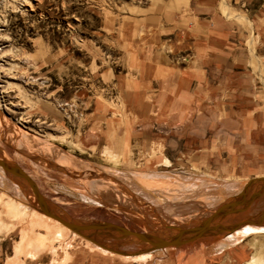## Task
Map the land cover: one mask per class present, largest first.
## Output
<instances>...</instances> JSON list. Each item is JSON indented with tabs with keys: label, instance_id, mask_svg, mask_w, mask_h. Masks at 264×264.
<instances>
[{
	"label": "rangeland",
	"instance_id": "rangeland-1",
	"mask_svg": "<svg viewBox=\"0 0 264 264\" xmlns=\"http://www.w3.org/2000/svg\"><path fill=\"white\" fill-rule=\"evenodd\" d=\"M5 1L9 8L12 0ZM31 1L36 11L18 6L7 9V21L0 20V100L5 104L0 157L25 169L58 214L156 231L199 222L249 179L264 176L263 151L246 154L247 161L262 165L228 174L195 162H171L186 155L152 142L136 143L138 129L158 127L142 121V111L154 113L142 108L136 92L142 88L138 80L158 75L160 54L176 71L189 63L186 34L208 9L237 30L253 32L259 22L264 28V0ZM247 41L264 48L259 38ZM143 59L151 64L144 70ZM258 59L256 87L264 102V55ZM151 99L148 95L144 102L151 105ZM254 138L264 145V136ZM9 177L1 166L0 201L17 200L27 210L16 216L0 202V264L12 258L15 264H180V253L213 250L205 260L194 255L189 264H254L264 255V233H255L185 253L167 248L146 258H122L71 231L56 236L55 226L41 227L46 224L33 214L41 210L29 185L26 194L34 197L24 196L19 182ZM26 233L27 242L16 253Z\"/></svg>",
	"mask_w": 264,
	"mask_h": 264
},
{
	"label": "crops",
	"instance_id": "crops-1",
	"mask_svg": "<svg viewBox=\"0 0 264 264\" xmlns=\"http://www.w3.org/2000/svg\"><path fill=\"white\" fill-rule=\"evenodd\" d=\"M200 16L195 30L186 34L189 63L176 71L170 58L160 54L158 75L138 80L142 88L137 99L142 97V108L154 113L142 111L140 117L158 127L138 129L136 143L184 152V159H168L186 166L195 162L228 174L247 172L263 163L247 161L251 158L247 152H264L263 143L254 138L264 136V102L256 87L264 48L250 47L247 40L259 38L264 44V28L259 22L253 32L237 30L221 13L209 9ZM148 65L143 59L142 69ZM148 95L151 105L144 102Z\"/></svg>",
	"mask_w": 264,
	"mask_h": 264
},
{
	"label": "water",
	"instance_id": "water-1",
	"mask_svg": "<svg viewBox=\"0 0 264 264\" xmlns=\"http://www.w3.org/2000/svg\"><path fill=\"white\" fill-rule=\"evenodd\" d=\"M1 158L0 166L6 172L23 179L29 185L41 212L59 220L102 248L118 254L149 253L179 247L204 237L216 238L246 224L264 225V176L249 179L238 193L220 203L199 222L165 225L156 231H138L112 221H76L58 214L55 204L41 192L25 169L18 163Z\"/></svg>",
	"mask_w": 264,
	"mask_h": 264
},
{
	"label": "bare ground",
	"instance_id": "bare-ground-1",
	"mask_svg": "<svg viewBox=\"0 0 264 264\" xmlns=\"http://www.w3.org/2000/svg\"><path fill=\"white\" fill-rule=\"evenodd\" d=\"M41 1V0H39ZM7 2L4 0L2 2V0H0V6L1 7H4V9H0V20L5 22L7 21V17L9 16V13H8V10L7 9H10L12 11H15L18 6H20V8H22L23 11H36V4H34L31 0H12V2L10 3V7L7 8ZM25 6H27L28 8H24ZM24 8V9H23ZM72 32V31H71ZM73 33V32H72ZM74 34V33H73ZM17 64V63H16ZM13 67V66H12ZM9 69V68H8ZM12 72V71H11ZM15 72V71H14ZM9 86V85H8ZM10 86H11V82H10ZM20 94V93H19ZM5 104L2 103V101L0 100V113H3L1 108L5 107L4 106ZM7 107V106H6ZM15 131V130H14ZM17 132V131H16ZM15 133V132H14ZM12 135V134H11ZM10 135V137H12ZM18 136V135H17ZM35 138V137H34ZM14 139V138H13ZM17 139V138H15ZM42 142V141H41ZM39 144V143H38ZM1 147V146H0ZM34 148V147H33ZM2 149V148H0ZM3 150V149H2ZM42 152V151H41ZM45 153V152H44ZM39 155V154H38ZM1 159H5V160H9L8 162H13V161H10V159L8 158H1ZM1 167V166H0ZM4 170V169H3ZM10 177H13V179H15L16 181L19 182L16 183L14 180H12L10 177V179L19 185V188L21 189L22 193L24 194V196L28 195V196H32L34 197L33 195H29V194H26V193H29V191L26 189V186H27V183L23 180V179H20V178H17L15 175H12V174H9ZM28 187V186H27ZM98 188V187H97ZM102 191V190H101ZM238 193V192H237ZM236 194V193H235ZM12 200V199H10ZM2 202L3 204V207L6 209V212H11L13 214H15L16 216H21L23 215L27 209H23L21 206L22 202L20 201H17V200H14V201H5L4 198L2 197V200L0 201ZM223 202V201H222ZM221 202V203H222ZM100 203V202H99ZM25 208L27 206H24ZM33 214L34 216H38L40 218V220L43 222H45L46 225L41 224V227H45L47 230H50L49 229V225H53L55 226L57 229L55 231V235L58 236L60 234L61 231H71L73 232V234L75 235H79V236H82L80 235L79 233L73 231L71 228H69L68 226H66L65 224H63L62 222H60L59 220L51 217V216H48L42 212H39L35 209H33ZM38 220V218H37ZM170 225V224H169ZM45 229V230H46ZM28 233V232H27ZM26 234H23L22 235V240L18 243V245H16L15 247V251L16 253H19L20 250L23 249V246H25V241L27 240L28 238V235ZM255 233H264V225H253V224H246L242 227H240L239 229L235 230V231H232V232H228V233H225L223 235H220L216 238H208V237H204V238H200L199 240H196L194 242H191V243H186L182 246H179L178 247H168V248H177L180 252H186L187 250H197V249H201L203 248L204 246H209L211 241H217V245L218 246H222L226 241H230V242H233V241H237L238 238L242 237L243 236H246V235H250V234H255ZM83 237V236H82ZM85 239V237H84ZM86 240V239H85ZM37 241V240H36ZM86 241H88L90 244L89 245H93L94 243H92L91 240L87 239ZM27 242V241H26ZM39 242V241H38ZM35 243V242H34ZM27 244V243H26ZM28 245V244H27ZM31 245V243H30ZM91 245V246H92ZM93 246H97L99 248H102L101 246L97 245V244H94ZM96 247V248H97ZM189 248H195V249H189ZM104 249V248H102ZM167 249V248H165ZM107 251V249H104ZM161 250H164V249H161ZM214 251V250H213ZM213 251H209L207 252L208 254L212 253ZM112 252V251H111ZM179 252V253H180ZM184 252V253H185ZM188 252V251H187ZM193 253L192 251H189V253ZM203 252V251H202ZM115 253V252H114ZM152 252H149V253H142V254H136V255H123V254H118L119 256H121L123 258L124 257H127V258H146L148 255H150ZM190 253V254H191ZM207 253H205L203 255V253L201 252H195L194 254H185V255H181V253L179 254L180 257H182L178 262H180V264H189L191 263L190 261H192L191 259L194 258V255L197 256L198 258H200L201 260H205L204 257H207ZM16 255V254H15ZM209 256V255H208ZM193 257V258H192ZM197 258V259H198ZM195 261V260H194ZM16 263V260L15 259H10V260H7L6 264H15ZM254 264H264V255L263 253H261V255H259L255 261L253 262ZM195 264V262H194ZM199 264V263H198Z\"/></svg>",
	"mask_w": 264,
	"mask_h": 264
}]
</instances>
